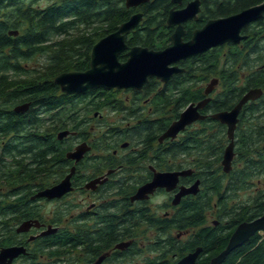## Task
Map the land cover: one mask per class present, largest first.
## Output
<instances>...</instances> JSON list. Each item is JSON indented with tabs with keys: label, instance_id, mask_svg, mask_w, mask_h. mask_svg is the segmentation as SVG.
I'll list each match as a JSON object with an SVG mask.
<instances>
[{
	"label": "flooded vegetation",
	"instance_id": "af4514ba",
	"mask_svg": "<svg viewBox=\"0 0 264 264\" xmlns=\"http://www.w3.org/2000/svg\"><path fill=\"white\" fill-rule=\"evenodd\" d=\"M155 2L164 3L159 8L162 7L160 14L165 15L162 19H165L163 24L166 26L163 31H159L162 25L156 16L155 29L159 31V35L170 39L165 48L173 44V35L178 31H182L183 41H189L208 21L239 12L227 15L218 12V7L225 2L230 3V0H148L131 7L137 9L134 13L143 14L139 25L145 19L144 6ZM195 2L198 3L199 10L195 15H191L192 12L194 14L191 5ZM262 4L264 0H251L246 8ZM189 6L191 10L188 9ZM186 8L190 10L185 14L189 15L186 19L181 14H176ZM172 13H174L172 18L174 21L169 20ZM129 34L126 35V41ZM240 35L243 38L238 43L225 42L175 63L173 66L177 65L183 71L174 73L167 82L153 77L158 81V88L162 89L169 84L175 74L186 72L184 61L208 52L218 51L220 65L230 64L231 50L234 51L232 57L241 54L242 59L239 61L237 58H232V67L241 74L242 78L256 69L264 70V60L263 62L256 60L257 57L264 59V11L258 18L242 27ZM131 47L133 46L127 44V49L122 54H126ZM188 85H193L194 90L201 89V98L190 101L181 109L180 115L190 104L197 105L200 101L209 98L207 104L199 109L200 114L205 118L187 125L175 138L160 141V136L179 119L180 115L159 135L161 116L149 105L150 99L145 98L136 107L132 103V95L124 98V102L127 107L134 106L133 110L138 108V111L133 113L122 111L124 125H108L98 137L93 136L94 138L89 139L90 134L86 126L89 125L90 120L96 117L102 124L105 118L102 112L94 111L88 115L82 113L85 118L77 129L58 130L57 143L54 147L59 153L52 162L45 159L40 162L33 161L30 144L25 139L14 134L0 135L2 154L8 155L11 161H14L9 163H15L14 166L17 168H23L21 175L33 174L35 178L26 182L27 179L21 181L17 175L11 189L6 193H0V205L3 206L0 210V264H180L184 258L193 254L195 256L193 255L190 264H203L207 253L204 244H197L196 239L202 236L204 230L210 227L211 230L223 234L232 231L231 236L239 224L262 216L264 164L258 172L253 167L257 161L262 163L260 156L264 153V138L259 142L260 147L247 150L242 148L239 136L252 134L253 129L257 127L264 129V98L262 97L264 89L253 86L247 89L231 108L210 111L209 103L223 89L221 76H211L208 80L193 78ZM210 86L212 89L207 93ZM256 88L263 91L262 95L245 103L238 115L234 158L230 171H225L222 163L225 149L230 143L228 135V142L217 165L220 166L219 170L212 171H217L216 179L223 180V187L220 194H215L216 203L209 208L207 151L201 152L200 156L204 160L198 161L192 156L194 153L191 151L177 154L173 143L196 129L206 134L209 119L225 126L227 134L228 125L214 119L212 115L231 110L249 90ZM143 89L144 87L139 91ZM116 90L131 91L127 94L133 92V89ZM158 91L157 89L155 93ZM25 103L31 106L30 101ZM21 104L24 102L16 105ZM111 127L118 128L119 133L148 134L153 135V138L157 135V138L151 143H144L142 139L136 141L130 136L119 141L115 138L107 139L103 135H108ZM65 130H69L70 133L59 138L58 134ZM261 133L264 135V130ZM71 138L72 142H75L74 145L69 142ZM106 141L112 144L108 145ZM165 141L171 143L160 144ZM8 142L23 148L22 154L6 153L4 149ZM83 143L90 146V149L81 159L67 157L68 152L74 151ZM62 153L66 160L58 158ZM4 162V156H1V165H4ZM186 170L191 172L179 175L175 185L158 186L144 193L142 197L136 198L138 191L150 183L157 173ZM71 172L69 191L61 195L45 193L46 190L60 184ZM7 177L9 179L10 174H7ZM12 177L15 178L14 173ZM188 189L192 190L187 192ZM185 191L187 193H183ZM193 215L195 220L192 221ZM230 215L233 217L232 221L228 218ZM232 224L235 226L233 227ZM262 232H264L262 229L257 231L250 239ZM216 255L214 254L211 259Z\"/></svg>",
	"mask_w": 264,
	"mask_h": 264
},
{
	"label": "trees",
	"instance_id": "16d2710c",
	"mask_svg": "<svg viewBox=\"0 0 264 264\" xmlns=\"http://www.w3.org/2000/svg\"><path fill=\"white\" fill-rule=\"evenodd\" d=\"M45 1L49 0H0V135L14 134L25 139L30 144L32 160L38 162L43 159L51 162L55 160V155L59 153L54 147L57 143L56 132L64 128L77 129L85 118L82 113L88 115L103 110L128 111V113L138 111V108L133 110L134 106L127 107L124 97H120V92L127 94L131 92L129 90L96 88L72 95L61 90L54 81L55 77L21 83V77L34 75V71L24 62H29L40 55H47L48 61L58 64L60 72L89 68L93 45L102 37L117 30L134 11H137L128 8L125 0H50L48 5L44 6ZM250 2L251 0H230V3L225 2L220 5L218 12L223 15L238 12L249 6ZM158 3L144 6L145 19L127 36L126 42L129 46L162 49L169 44L170 39L167 36L159 35V31H163L166 25L163 24L165 19H162L165 15L160 14L162 7L159 8L164 3ZM156 16L162 25L159 31L155 29ZM96 26H102V30L73 41H55L54 38L69 36L73 34L72 32H80ZM15 30L18 31L17 35L10 34V31ZM229 54L230 64L224 65H220L218 51L184 61L186 72L175 74L170 83L162 89L158 88V81L155 78H150L143 91L133 89L132 103L137 107L145 98L150 99L149 105L161 116L158 127L161 135L171 122L179 117L183 107L190 101L201 98V89L194 90L193 85H188L193 78L208 80L211 76H221L223 89L209 103L210 111L231 108L234 102L253 86L264 89V70L256 69L242 78L241 74L232 67V58H237L239 61L242 59L241 54L232 57L233 50ZM119 59L125 61L127 58L122 54ZM256 60L263 62L264 59L257 57ZM157 89L159 91L155 93ZM262 97L264 98V94ZM26 101L31 102L29 109L17 112L16 104ZM254 113L256 114L255 111ZM207 125L206 134L196 129L172 143L177 154L191 151L194 153L192 156L198 161L204 160L200 154L207 151L209 171L207 183L210 190L207 203L208 207L212 208L216 203L215 194H220L223 187V180L216 179L217 171H212L219 170L220 166L217 165L222 158L228 138L225 126L211 119L208 120ZM117 129L111 127L109 134L103 136L107 139L115 138L117 141L130 136L136 141L142 139L144 143H151L157 138V135L153 138V135L148 134L119 133ZM263 130L262 127H257L253 129L252 134L239 136L242 148L251 150L253 147H260L259 142L264 138L261 133ZM105 143L112 144L109 141ZM170 143L165 141L160 144ZM4 150L11 154L13 152L22 154L24 151L15 143L9 144V142ZM62 156L58 158H64V153ZM260 158L262 163L257 161L253 167L257 172L263 167L264 153ZM5 207L7 208L8 205L6 204ZM1 209H3L2 205H0ZM228 218L233 220L231 215ZM193 219L195 220V215L191 217L192 221ZM211 229L209 227L204 230L202 236L196 239L197 244L202 243L205 246L207 264L214 254L218 255L226 248L232 232L223 234ZM263 240L261 234L255 235L231 251L222 264H264Z\"/></svg>",
	"mask_w": 264,
	"mask_h": 264
},
{
	"label": "water",
	"instance_id": "95a60500",
	"mask_svg": "<svg viewBox=\"0 0 264 264\" xmlns=\"http://www.w3.org/2000/svg\"><path fill=\"white\" fill-rule=\"evenodd\" d=\"M148 0H126L128 8L136 7L140 3ZM197 4V5H196ZM189 6L192 9L191 15L199 10L198 3L195 2ZM197 6V7H196ZM181 10L176 14H181L185 19L189 15H185L187 11ZM264 11V4L245 8L233 15L208 21L205 26L197 30L189 41H183L182 31H178L173 35V44L162 50L150 49L143 46H133L125 54L127 59L121 61L120 55L127 49L126 35L136 28L142 20L143 14L133 13L128 20L124 21L117 30L99 39L92 47L90 54V66L85 70L64 71L55 76L54 81L61 90L66 94H79L89 89L106 88V89H142L150 78L156 77L167 82L170 77L182 68L175 65L180 60L187 59L194 55L206 52L211 47L218 46L225 42L238 43L243 38L240 35L242 27L249 21L258 18ZM190 15V16H191ZM171 14L169 20L174 21ZM10 34L17 35L18 31H10ZM214 83V82H213ZM212 89H207L209 93ZM260 88L249 90L240 101L229 111H222L212 115L214 119L228 125L227 135L230 139L229 145L226 147L223 158V169L230 171L232 160L234 158V140L235 128L238 121V115L245 103L251 99H256L262 95ZM209 98L200 101L197 105L190 104L180 115L179 119L174 121L164 134L160 136V141L166 138H175L179 131L185 129L196 120L203 119L205 116L199 112L203 108ZM29 103H24L15 107L17 112L26 111ZM69 130L61 131L59 138L67 136ZM90 149L86 143L80 144L74 151L67 153L68 158L79 160L83 154ZM74 169L72 170V172ZM69 174L60 184L48 189L45 193L61 195L71 189ZM191 171L157 173L154 179L142 187L136 198L142 197L158 186L175 185L179 180V175L189 174ZM192 189H188L187 192ZM183 193H187V192ZM264 230V214L253 221L243 222L238 225L230 236L229 242L224 250L213 257L209 264H221L226 257L238 246L244 244L257 231ZM195 256V254H193ZM193 255L184 258L180 264H190Z\"/></svg>",
	"mask_w": 264,
	"mask_h": 264
},
{
	"label": "rangeland",
	"instance_id": "374dc122",
	"mask_svg": "<svg viewBox=\"0 0 264 264\" xmlns=\"http://www.w3.org/2000/svg\"><path fill=\"white\" fill-rule=\"evenodd\" d=\"M50 1V0H49ZM49 1H45L43 3L44 6H47ZM102 26H96L94 28L91 29H85V30H81L80 32H72L73 34H70L69 36H60V37H54L55 41H59V40H68V41H73L76 40L77 38L80 37H84L87 36L88 34H92L93 32H96L97 30H102L101 29ZM58 50V49H56ZM25 65H29V68L34 71V75L32 76H25V77H21L20 81L21 83H28V82H34L36 80L39 79H43V78H54L56 75H58L60 72V68L58 67V64L56 63H51V61H48V57L47 55H40L35 57L33 60L29 61V62H24ZM71 70H67V71H72ZM120 96L124 97L125 99L130 97L131 94H126L124 92H122L120 94ZM102 113L105 115L104 120L101 122L102 124H100L96 117H93V115H91L93 118L90 120L89 125L86 126L88 127L87 131L90 134L88 137L89 139H92L94 137H98L101 134V131L104 130L108 125H124L125 121H123V115L121 114V112H114V111H110V110H103ZM93 133V134H92ZM94 136V137H93ZM70 144L75 142H72V138L69 140ZM4 156V165L0 163V193H6L8 192L11 187L13 186V184L16 182V178L17 175L21 178V181H24L25 179H27L26 182L31 181L34 175H21L23 172V168H17L16 166H14L15 163H9L11 161V158L8 155H3L2 154V150L0 148V157ZM16 159V158H15ZM14 162V161H11ZM11 172V173H10ZM10 174V178L8 179L7 174ZM12 173L15 174V178L12 177ZM34 182V181H32ZM261 236L264 239V232L261 233ZM264 241V240H263Z\"/></svg>",
	"mask_w": 264,
	"mask_h": 264
}]
</instances>
